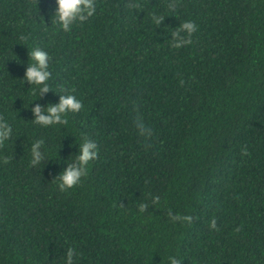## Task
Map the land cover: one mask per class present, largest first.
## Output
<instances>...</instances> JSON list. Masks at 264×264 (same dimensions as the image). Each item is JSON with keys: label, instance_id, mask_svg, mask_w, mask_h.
Masks as SVG:
<instances>
[{"label": "trees", "instance_id": "1", "mask_svg": "<svg viewBox=\"0 0 264 264\" xmlns=\"http://www.w3.org/2000/svg\"><path fill=\"white\" fill-rule=\"evenodd\" d=\"M95 3L64 32L55 0H0V264H65L68 248L74 264H264V0ZM185 20L197 30L174 48ZM34 48L42 95L23 78ZM68 94L78 112L35 123L34 104ZM85 139L98 155L62 190Z\"/></svg>", "mask_w": 264, "mask_h": 264}, {"label": "clouds", "instance_id": "2", "mask_svg": "<svg viewBox=\"0 0 264 264\" xmlns=\"http://www.w3.org/2000/svg\"><path fill=\"white\" fill-rule=\"evenodd\" d=\"M96 12L95 0H55L53 16L59 28L64 32H69L76 22H84ZM159 24L160 20L157 19ZM197 30V25L191 20H185L176 31H173L172 47L180 48L190 44V37ZM183 33L184 35H181ZM33 63H27L24 70V82L28 85H39V95L49 91L47 81L50 79L49 53L45 50L34 48L31 51ZM82 108V103L76 96L59 95L58 102L42 106L34 104L31 107L33 120L42 126L65 123L64 115L68 112H78ZM12 128L3 120H0V144L11 137ZM42 141L37 140L31 145V164L38 165L43 160L41 152ZM98 155L97 144L94 141L85 139L78 145V154L72 163L59 174V187L63 189L72 188L77 185L81 178L86 175L90 161L95 160ZM176 219H180L176 217ZM213 227L215 221L212 222ZM77 255L74 248H68L65 254V264H74V257ZM169 264H180L176 257H169Z\"/></svg>", "mask_w": 264, "mask_h": 264}]
</instances>
